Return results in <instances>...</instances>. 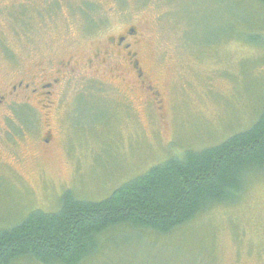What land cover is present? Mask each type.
Wrapping results in <instances>:
<instances>
[{"label":"rangeland","instance_id":"374dc122","mask_svg":"<svg viewBox=\"0 0 264 264\" xmlns=\"http://www.w3.org/2000/svg\"><path fill=\"white\" fill-rule=\"evenodd\" d=\"M132 28L143 37L132 49L153 91L136 84L129 64L128 83L117 78L121 68L112 75L108 64L89 65L109 38ZM112 58L123 66L118 53ZM40 71L54 86L49 115L0 110V230L33 210L58 211L67 190L103 200L169 158L250 128L263 107L264 5L0 0V94ZM248 181L237 204L167 235L116 229L84 264H264V176Z\"/></svg>","mask_w":264,"mask_h":264},{"label":"trees","instance_id":"16d2710c","mask_svg":"<svg viewBox=\"0 0 264 264\" xmlns=\"http://www.w3.org/2000/svg\"><path fill=\"white\" fill-rule=\"evenodd\" d=\"M262 99L256 122L220 144L169 158L103 200L78 199L67 190L58 211L33 210L18 225L0 230V264H84L116 229L167 235L217 206L237 204L251 176H264V89Z\"/></svg>","mask_w":264,"mask_h":264},{"label":"flooded vegetation","instance_id":"af4514ba","mask_svg":"<svg viewBox=\"0 0 264 264\" xmlns=\"http://www.w3.org/2000/svg\"><path fill=\"white\" fill-rule=\"evenodd\" d=\"M142 35H139V32L135 28L128 29L118 37L109 38L107 44L109 45L104 52L96 51L93 57L94 62H89L91 68L98 66L97 62L108 64L104 69L105 73H111L113 75L114 70H119L121 68V74L117 78L121 79L125 83L130 81V76L132 71L125 68V64L131 65V68L134 70V77L136 84L141 88H144L148 91H153L154 88L150 84L148 76H143L142 71L139 68V62L137 60L138 53L134 51L133 44L141 40ZM116 52L123 59V66L118 65L113 67L109 64V60L113 57V53ZM113 59V58H112ZM70 65V64H69ZM42 72V73H40ZM36 74H32L29 81H19L16 84L9 85L4 92L0 94V110L9 108V112L17 113L24 110L28 115L32 116L29 109L39 112L44 115H49L55 106V97L53 94V84L50 83V79L44 71H40ZM133 73V72H132ZM57 80L54 81L57 84ZM34 101L33 107L30 102ZM19 107L15 112V108ZM27 109V110H26ZM49 130H46L48 136H52V130H50V125L48 126ZM48 142V140H46Z\"/></svg>","mask_w":264,"mask_h":264},{"label":"water","instance_id":"95a60500","mask_svg":"<svg viewBox=\"0 0 264 264\" xmlns=\"http://www.w3.org/2000/svg\"><path fill=\"white\" fill-rule=\"evenodd\" d=\"M257 1L264 3V0H257Z\"/></svg>","mask_w":264,"mask_h":264}]
</instances>
